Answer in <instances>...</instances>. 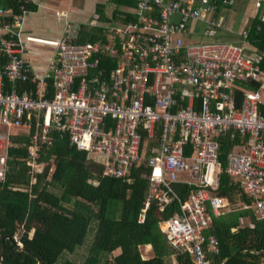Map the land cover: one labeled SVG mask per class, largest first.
<instances>
[{"label":"built area","instance_id":"2783aa9c","mask_svg":"<svg viewBox=\"0 0 264 264\" xmlns=\"http://www.w3.org/2000/svg\"><path fill=\"white\" fill-rule=\"evenodd\" d=\"M28 3V0H23ZM234 0H137L135 19L110 25L104 40L72 42L68 32L55 43L56 54L44 77L23 56L19 19L0 0V181L19 130L31 131L28 163L39 167L43 143L52 131L78 150L105 157L104 174L130 177L134 167L151 168L143 214L152 202L161 210L177 202L179 211L162 223L167 240L189 253L194 264H212L219 242L207 235L225 203L219 187L220 138L229 133L238 145L226 172L240 182L264 219V70L245 44L186 41L193 20H207L214 37L223 21L221 4ZM244 78L261 80L235 107L232 90ZM29 87L22 90L21 86ZM147 137V140H145ZM147 141V142H146ZM186 178L181 179L180 176ZM192 187L182 201L174 185Z\"/></svg>","mask_w":264,"mask_h":264},{"label":"trees","instance_id":"16d2710c","mask_svg":"<svg viewBox=\"0 0 264 264\" xmlns=\"http://www.w3.org/2000/svg\"><path fill=\"white\" fill-rule=\"evenodd\" d=\"M123 2L137 6V0ZM1 6L10 15L22 14V7L25 11L31 8L23 0H1ZM134 19L132 13L126 14L123 23ZM248 29L247 43L258 55L255 65L264 70V22L257 20ZM107 36L105 28L98 38L82 33L72 42L84 44ZM4 65L0 58V69ZM260 84L261 80H241L232 90L235 107H240L247 91L258 90ZM34 133L35 129L16 132L6 178L0 181V264H194L191 255L175 249L162 230V223L180 212L177 202L164 210L152 202L140 221L150 167L145 163L136 166L126 178L106 176L104 165L91 154L52 131L51 143H43L39 167L34 169L28 163ZM219 140L223 171L213 194L222 197L225 205L206 232L219 242V253L211 251L208 258L212 264H264V219L256 214L254 200L240 182L226 172L228 155L239 139L231 140L226 133ZM174 189L182 201L192 191L182 183ZM148 245L154 256L144 259L142 249ZM116 251L120 253L114 256Z\"/></svg>","mask_w":264,"mask_h":264},{"label":"crops","instance_id":"0c3cea01","mask_svg":"<svg viewBox=\"0 0 264 264\" xmlns=\"http://www.w3.org/2000/svg\"><path fill=\"white\" fill-rule=\"evenodd\" d=\"M184 1L194 6L202 5V0ZM28 2L31 8L19 19L21 27L18 34L23 45V56L30 61L32 72L40 78L50 70L51 61L56 54L55 43L68 32L69 24L71 25L69 33L74 39L82 33L84 36L88 34L90 38H98L102 29L123 23L125 15L131 13L134 15L135 10V7L125 5L123 0H28ZM218 15L223 24L216 36L206 35L209 28L207 20H193L186 40L193 42L192 39H202L197 42L244 44L243 30L250 28L257 20L264 22V0H234L232 5L221 4ZM90 43L94 42L84 44ZM246 50L252 58H257L255 48ZM142 256L144 259L154 256L151 245L142 249Z\"/></svg>","mask_w":264,"mask_h":264},{"label":"rangeland","instance_id":"374dc122","mask_svg":"<svg viewBox=\"0 0 264 264\" xmlns=\"http://www.w3.org/2000/svg\"><path fill=\"white\" fill-rule=\"evenodd\" d=\"M192 40H193V42H191V41H188V42L195 43V42H197V40H202V39H192ZM206 41H208V40H206ZM246 48L247 49H252V47L249 44L246 45ZM4 130H5L4 127L0 126V131H4ZM91 155L96 161H98L99 163H101L102 165L105 166V157L104 156L99 155V154H91ZM180 178L184 179V178H186V176L185 175H181ZM17 236H18V239H19L20 235L18 234ZM119 253H120V251H116L114 253V256H117ZM78 260L80 261L81 259L79 258Z\"/></svg>","mask_w":264,"mask_h":264},{"label":"water","instance_id":"95a60500","mask_svg":"<svg viewBox=\"0 0 264 264\" xmlns=\"http://www.w3.org/2000/svg\"><path fill=\"white\" fill-rule=\"evenodd\" d=\"M4 241H5V239L3 240V244H4ZM14 241V243H16V241L15 240H13Z\"/></svg>","mask_w":264,"mask_h":264}]
</instances>
